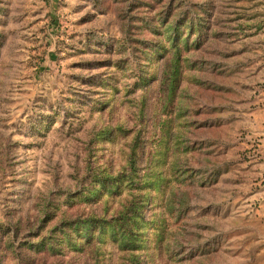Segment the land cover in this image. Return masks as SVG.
Listing matches in <instances>:
<instances>
[{
  "label": "rangeland",
  "instance_id": "1",
  "mask_svg": "<svg viewBox=\"0 0 264 264\" xmlns=\"http://www.w3.org/2000/svg\"><path fill=\"white\" fill-rule=\"evenodd\" d=\"M0 264H264V0H0Z\"/></svg>",
  "mask_w": 264,
  "mask_h": 264
}]
</instances>
